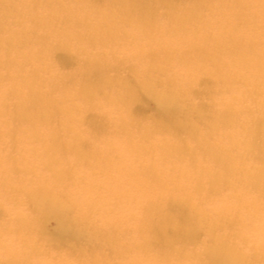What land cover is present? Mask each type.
<instances>
[{
    "label": "clouds",
    "instance_id": "clouds-1",
    "mask_svg": "<svg viewBox=\"0 0 264 264\" xmlns=\"http://www.w3.org/2000/svg\"><path fill=\"white\" fill-rule=\"evenodd\" d=\"M0 264H264V0H0Z\"/></svg>",
    "mask_w": 264,
    "mask_h": 264
},
{
    "label": "bare ground",
    "instance_id": "bare-ground-1",
    "mask_svg": "<svg viewBox=\"0 0 264 264\" xmlns=\"http://www.w3.org/2000/svg\"><path fill=\"white\" fill-rule=\"evenodd\" d=\"M55 52H59L60 55H61V58L60 60L58 61L59 64H61L62 66H65V67H71L72 64L74 63V58L72 56H70V54L62 49V48H57ZM57 55V54H56ZM87 120V119H86ZM89 121V120H88ZM92 121V120H91Z\"/></svg>",
    "mask_w": 264,
    "mask_h": 264
},
{
    "label": "rangeland",
    "instance_id": "rangeland-1",
    "mask_svg": "<svg viewBox=\"0 0 264 264\" xmlns=\"http://www.w3.org/2000/svg\"><path fill=\"white\" fill-rule=\"evenodd\" d=\"M56 54H57V55H56ZM60 58H61L60 53H59V52H55V53H54V59L58 62V61L60 60ZM86 119L89 120V121H91V120H93L94 118L92 117L91 114H89L88 116H86Z\"/></svg>",
    "mask_w": 264,
    "mask_h": 264
}]
</instances>
